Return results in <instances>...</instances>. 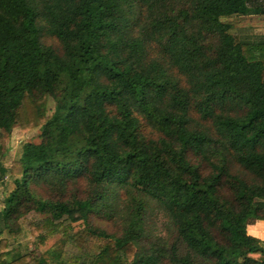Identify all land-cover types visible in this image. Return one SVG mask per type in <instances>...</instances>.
Returning <instances> with one entry per match:
<instances>
[{"label":"trees","instance_id":"1","mask_svg":"<svg viewBox=\"0 0 264 264\" xmlns=\"http://www.w3.org/2000/svg\"><path fill=\"white\" fill-rule=\"evenodd\" d=\"M255 15L263 0H0L1 177L7 137L40 131L9 169L0 264H49L2 238L32 212L35 237L82 222L90 264H264V39L224 21Z\"/></svg>","mask_w":264,"mask_h":264},{"label":"rangeland","instance_id":"2","mask_svg":"<svg viewBox=\"0 0 264 264\" xmlns=\"http://www.w3.org/2000/svg\"><path fill=\"white\" fill-rule=\"evenodd\" d=\"M264 1V0H263ZM226 23L232 25L231 33L238 42L243 40L259 42L264 39V16H234L224 19ZM54 103H49V113L52 112ZM40 131L35 130L24 133L16 128L6 139L7 154L2 160L6 171L0 181V207H3L6 196L14 188V179L9 173V169L14 161L21 155L22 146L25 143H39ZM84 186V185H82ZM81 186V187H82ZM47 215L30 213L20 221V232L10 234L4 231L2 238L8 241V250L13 254H26L34 252L39 259L45 260L49 264H65L70 259L82 256L84 264H90V252L81 253L76 245L77 234L84 229L82 222L66 223L54 235L48 236L43 233L40 237H35L31 231V225L46 219ZM91 223L96 227L104 228L109 234L118 236L120 228L114 222L104 221L97 217L90 218ZM91 242V241H90Z\"/></svg>","mask_w":264,"mask_h":264},{"label":"crops","instance_id":"3","mask_svg":"<svg viewBox=\"0 0 264 264\" xmlns=\"http://www.w3.org/2000/svg\"><path fill=\"white\" fill-rule=\"evenodd\" d=\"M248 233L264 241V221H257L248 227Z\"/></svg>","mask_w":264,"mask_h":264}]
</instances>
